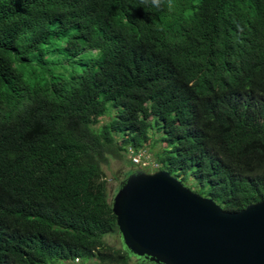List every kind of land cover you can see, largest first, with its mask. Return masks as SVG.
Returning <instances> with one entry per match:
<instances>
[{
	"label": "trees",
	"instance_id": "obj_1",
	"mask_svg": "<svg viewBox=\"0 0 264 264\" xmlns=\"http://www.w3.org/2000/svg\"><path fill=\"white\" fill-rule=\"evenodd\" d=\"M175 4L0 0V264H125L102 167L143 150L226 212L264 202V0Z\"/></svg>",
	"mask_w": 264,
	"mask_h": 264
},
{
	"label": "water",
	"instance_id": "obj_2",
	"mask_svg": "<svg viewBox=\"0 0 264 264\" xmlns=\"http://www.w3.org/2000/svg\"><path fill=\"white\" fill-rule=\"evenodd\" d=\"M126 251L152 264H264V202L226 212L166 171L136 170L113 201Z\"/></svg>",
	"mask_w": 264,
	"mask_h": 264
},
{
	"label": "rangeland",
	"instance_id": "obj_3",
	"mask_svg": "<svg viewBox=\"0 0 264 264\" xmlns=\"http://www.w3.org/2000/svg\"><path fill=\"white\" fill-rule=\"evenodd\" d=\"M65 64V63H64ZM157 132H155L156 134ZM160 135V134H159ZM159 135H157L159 137ZM161 136V135H160ZM142 155V162H140V158L138 157H132L131 154H129V156H125L123 159H112L107 165H104L103 171L105 173L106 176V181H107V194H108V202L113 201V198L115 197V195L117 194L120 184L122 182H124L126 180V178L129 176H127V173L131 170L136 171V170H142L145 172H153V171H157V170H153L151 167H148V164L150 163L151 159H152V153H146L144 150L142 152H140ZM147 154V156H146ZM145 158H148L149 161L145 160ZM134 159H137V161L139 160L138 163H136V161ZM129 160H131V162L133 163L130 164ZM148 167V168H146ZM146 168V169H145ZM191 183H186L183 184V186L185 187H190ZM192 188V186H191ZM191 191H194L193 188ZM104 242L109 245L110 247L114 248V249H119V250H123L125 252L126 249L124 248V246L122 245V241L120 238L119 233H114V234H110V235H106L103 237ZM128 253V252H127ZM127 260H125V264H152L149 262H144V261H140L138 260L136 257L134 256H127L126 257ZM95 261L98 263V260L95 259ZM115 261V260H113ZM94 261L93 260H85V262H83V264H93ZM62 264H68L66 262H62ZM72 264V263H70ZM101 264V263H100ZM104 264H118L113 263L112 261H106Z\"/></svg>",
	"mask_w": 264,
	"mask_h": 264
},
{
	"label": "clouds",
	"instance_id": "obj_4",
	"mask_svg": "<svg viewBox=\"0 0 264 264\" xmlns=\"http://www.w3.org/2000/svg\"><path fill=\"white\" fill-rule=\"evenodd\" d=\"M141 5H143L145 8L151 7L154 9H163L167 8L169 11H175L176 9V4L175 0H141ZM74 263V260L71 261ZM81 264L83 262L80 261Z\"/></svg>",
	"mask_w": 264,
	"mask_h": 264
},
{
	"label": "built area",
	"instance_id": "obj_5",
	"mask_svg": "<svg viewBox=\"0 0 264 264\" xmlns=\"http://www.w3.org/2000/svg\"><path fill=\"white\" fill-rule=\"evenodd\" d=\"M139 156V158H140V162H142V157H141V155H134V156H132V157H138ZM135 161H136V163H138L139 162V160L137 161V159H134ZM74 263L75 264H81L80 263V260L78 259V258H75L74 259Z\"/></svg>",
	"mask_w": 264,
	"mask_h": 264
},
{
	"label": "crops",
	"instance_id": "obj_6",
	"mask_svg": "<svg viewBox=\"0 0 264 264\" xmlns=\"http://www.w3.org/2000/svg\"><path fill=\"white\" fill-rule=\"evenodd\" d=\"M93 261H94V263H93V264H97V262H96L95 260H93ZM70 263H72V264H75V263H73V262H70ZM70 263H69V264H70Z\"/></svg>",
	"mask_w": 264,
	"mask_h": 264
}]
</instances>
